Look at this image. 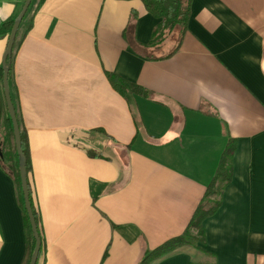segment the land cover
I'll use <instances>...</instances> for the list:
<instances>
[{
	"label": "crops",
	"instance_id": "1",
	"mask_svg": "<svg viewBox=\"0 0 264 264\" xmlns=\"http://www.w3.org/2000/svg\"><path fill=\"white\" fill-rule=\"evenodd\" d=\"M24 1L0 0V65ZM157 23L140 0H44L15 44L45 243L36 264H139L183 234L228 137L232 182L202 224L205 244L150 264H264V0H192L179 50L151 61L128 39L148 43ZM105 72L151 95L122 97ZM4 117L0 81L6 142ZM25 239L18 188L0 168V264H21Z\"/></svg>",
	"mask_w": 264,
	"mask_h": 264
},
{
	"label": "trees",
	"instance_id": "2",
	"mask_svg": "<svg viewBox=\"0 0 264 264\" xmlns=\"http://www.w3.org/2000/svg\"><path fill=\"white\" fill-rule=\"evenodd\" d=\"M146 10V12L155 20L158 21L154 27L150 40L146 44H139L132 37L128 39L129 45L132 50L141 56L151 61H158L164 58H169L174 55L180 48L182 38L187 31L188 21L191 15L192 0H140ZM44 0H32L31 4L23 17L13 45L12 53L8 59V85L11 102L15 111L16 119L20 131L21 149L25 160V167L27 176L31 172L30 155L28 148V139L26 131L23 127L21 115L18 109L17 91L13 84V60L15 54V44L22 41L26 33L30 30L28 26L29 19L32 17L36 8H38ZM132 31L134 30V24L136 20V14L132 13ZM13 22L8 23L7 30L11 31ZM166 42L173 43L172 49L165 55H161L162 47ZM105 77L108 80L110 86L122 97L126 95H135L142 98H148L151 94L144 88L130 83L120 76L105 72ZM2 67L0 65V81L2 83ZM5 101V99H4ZM8 129L7 141H0V151L2 157H0V168L15 182L18 188V197L20 209L22 212V222L26 232L24 257L21 264H29L31 256L35 248V240L31 230L29 217L24 207L23 194L21 192V183L19 177V157L17 155L13 137V129L9 114L5 103V117L2 124V131ZM237 140L232 137H228L225 148L220 156V160L216 169V172L206 187L204 195L197 206L190 222L188 223L185 231L182 235L169 239L159 247L146 251L140 260L139 264H150L154 260L171 253L184 246L197 247L198 244H205V236L203 229V222L213 217L222 206L223 192L232 182V157L236 149ZM92 155V154H90ZM29 201L31 205L32 214L35 220L37 233L40 239L39 257L45 250V243L42 238L41 219L39 212L34 204L32 197V190L27 179ZM191 231H195L196 234H192ZM106 256V255H105ZM104 256V258H105Z\"/></svg>",
	"mask_w": 264,
	"mask_h": 264
},
{
	"label": "water",
	"instance_id": "3",
	"mask_svg": "<svg viewBox=\"0 0 264 264\" xmlns=\"http://www.w3.org/2000/svg\"><path fill=\"white\" fill-rule=\"evenodd\" d=\"M31 1L32 0H25L24 1V4H23L20 12L18 13L15 20L13 21V25H12L11 31L9 33L6 49H5V52H4L3 57H2L1 67H2V71H3V75H2L3 95H4L7 111L9 114V118H10L11 124H12L15 149H16L17 155L19 157V177H20V183H21V192L23 194L25 211L27 212V215L29 217L31 230H32L33 237L35 240V248H34V251H33V254L31 256V260H30L29 264H36L38 254H39V250H40V239H39V236L37 233L35 220H34V217L32 214L31 205H30V201H29V191H28V185H27V173H26L24 156H23L22 149H21L20 131H19V126H18V122L16 119L15 111H14V108H13V105L11 102L9 85H8V59L10 58L11 53H12V49H13V45H14V41H15V37H16L19 25H20L23 17L25 16L28 8H29ZM0 157H2L1 151H0Z\"/></svg>",
	"mask_w": 264,
	"mask_h": 264
},
{
	"label": "rangeland",
	"instance_id": "4",
	"mask_svg": "<svg viewBox=\"0 0 264 264\" xmlns=\"http://www.w3.org/2000/svg\"><path fill=\"white\" fill-rule=\"evenodd\" d=\"M191 233H192V234H196V232H195V231H191Z\"/></svg>",
	"mask_w": 264,
	"mask_h": 264
}]
</instances>
